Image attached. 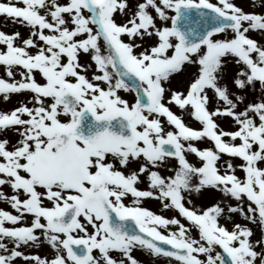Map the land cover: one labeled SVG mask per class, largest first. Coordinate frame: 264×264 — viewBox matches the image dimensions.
Segmentation results:
<instances>
[{"label":"snow or ice","instance_id":"1","mask_svg":"<svg viewBox=\"0 0 264 264\" xmlns=\"http://www.w3.org/2000/svg\"><path fill=\"white\" fill-rule=\"evenodd\" d=\"M0 18V264H264V0Z\"/></svg>","mask_w":264,"mask_h":264},{"label":"rangeland","instance_id":"2","mask_svg":"<svg viewBox=\"0 0 264 264\" xmlns=\"http://www.w3.org/2000/svg\"><path fill=\"white\" fill-rule=\"evenodd\" d=\"M3 18H0V22H2ZM145 206L150 208V210L157 212L158 214H162L165 216H170L173 213L169 212V211H163L161 210L159 204L156 201H145ZM0 207H6V205H3L2 203H0Z\"/></svg>","mask_w":264,"mask_h":264}]
</instances>
